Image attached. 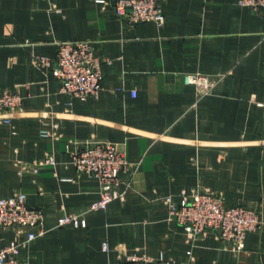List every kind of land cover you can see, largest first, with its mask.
Wrapping results in <instances>:
<instances>
[{"label":"crops","instance_id":"0c3cea01","mask_svg":"<svg viewBox=\"0 0 264 264\" xmlns=\"http://www.w3.org/2000/svg\"><path fill=\"white\" fill-rule=\"evenodd\" d=\"M162 8L160 25L124 20L114 0H0V86L23 97L12 124L0 121V196L23 191L44 212L46 232L21 248L31 264H115L134 254L264 264V232L249 233L241 252L212 231L191 239L165 202L207 189L264 218V9L240 0H162ZM78 40L92 41L103 60L101 90L87 100L61 92L33 61ZM185 73L212 77L211 92ZM54 122L57 136H44ZM88 139L118 143L132 164L120 175L124 196L95 211L100 183L73 162ZM47 154L56 165L32 171ZM81 212L86 226H58ZM24 237L0 230V246Z\"/></svg>","mask_w":264,"mask_h":264},{"label":"built area","instance_id":"2783aa9c","mask_svg":"<svg viewBox=\"0 0 264 264\" xmlns=\"http://www.w3.org/2000/svg\"><path fill=\"white\" fill-rule=\"evenodd\" d=\"M243 6L256 10L264 9V0H240ZM118 15L130 23L155 21L162 25L165 15L162 0H114ZM55 59L37 56L34 63L46 68L60 80V90L81 100L98 96L102 82L103 60L96 55L94 44L89 40L61 41L57 43ZM187 84L194 85L202 94L211 92L215 80L207 74L185 73ZM22 95L15 89L0 86V121L12 124L13 118L21 110ZM59 124L52 123L50 129H43L44 136H57ZM73 162L79 172L88 173L100 183L98 198L89 207V211L106 208L110 202L124 196L121 189V173L130 170L132 164L126 153L116 142L104 139H88L78 142ZM53 154H47L42 160L33 163L32 171L45 166H55ZM29 170L28 168H24ZM169 219L177 221L189 238L197 239L212 231L234 252L245 248L246 238L252 232H264V218L258 210L246 204L230 205L221 194L211 190L182 192L181 200L167 196ZM87 210V211H88ZM85 212L66 213L59 217L58 226H86ZM16 229L25 234L22 240H13L0 246V264H31L21 255V248L46 232L44 212L30 206L23 191L9 196H0V230ZM107 244L104 248L107 249ZM115 264H174L163 255L151 257L131 255Z\"/></svg>","mask_w":264,"mask_h":264}]
</instances>
